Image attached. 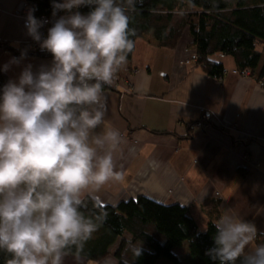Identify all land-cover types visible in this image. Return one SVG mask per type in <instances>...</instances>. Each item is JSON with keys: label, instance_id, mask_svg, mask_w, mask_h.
<instances>
[{"label": "clouds", "instance_id": "obj_1", "mask_svg": "<svg viewBox=\"0 0 264 264\" xmlns=\"http://www.w3.org/2000/svg\"><path fill=\"white\" fill-rule=\"evenodd\" d=\"M135 0H52L48 23L30 8L27 35L51 54L49 63L26 64L0 87V250L6 264H63L98 229L106 213L82 209L111 181H122L114 153L118 129L105 125L103 87L113 83L134 48L127 9ZM89 7L83 14L81 7ZM27 49L0 67L7 73ZM103 126V127H102ZM100 129L99 131H97ZM206 255L218 264H264V242L254 222L224 212L214 224ZM135 257L142 243L132 246Z\"/></svg>", "mask_w": 264, "mask_h": 264}, {"label": "crops", "instance_id": "obj_2", "mask_svg": "<svg viewBox=\"0 0 264 264\" xmlns=\"http://www.w3.org/2000/svg\"><path fill=\"white\" fill-rule=\"evenodd\" d=\"M20 1L0 0V67L30 38L14 15ZM189 43L185 35L167 49L153 32L137 38L120 67L123 80L103 89L105 125L122 136L114 160L124 178L104 185L95 200L116 207L144 196L180 204L201 232L224 212L235 213L264 233V88L255 76L235 74L231 56L212 57L225 75L211 77ZM41 52L4 72L8 79L28 63H49L51 54ZM112 250L99 261L67 254L63 264H118Z\"/></svg>", "mask_w": 264, "mask_h": 264}, {"label": "trees", "instance_id": "obj_3", "mask_svg": "<svg viewBox=\"0 0 264 264\" xmlns=\"http://www.w3.org/2000/svg\"><path fill=\"white\" fill-rule=\"evenodd\" d=\"M35 4L40 14L50 15L52 0H28ZM59 2V1H58ZM122 2V0H117ZM127 9L130 36L137 38L153 32L159 45L173 49L187 35L189 48L196 55V62L208 75L222 79L225 69L222 63L213 61L214 55L231 56L240 72L248 71L258 80L264 79V0H135L134 9ZM79 11L87 14L89 7ZM65 15V13H64ZM134 49V48H133ZM133 50L127 54L130 59ZM29 55L43 56L46 53L31 52ZM263 61V63H262ZM262 63V66L260 67ZM0 72V87L8 81ZM111 88L105 85L103 89ZM86 215L106 213L102 223L79 252L87 260L99 261L121 238L115 257L118 264H218L206 255L214 246V224L211 221L206 231L201 232L188 209L180 204L165 205L140 196L116 207L89 201L82 209ZM126 234L130 239L126 240ZM142 243V254L137 258L128 250ZM257 242H264L258 236ZM128 243V244H127ZM182 248L184 255L175 249ZM68 254L77 255L75 248ZM9 255L0 250V264H6Z\"/></svg>", "mask_w": 264, "mask_h": 264}, {"label": "built area", "instance_id": "obj_4", "mask_svg": "<svg viewBox=\"0 0 264 264\" xmlns=\"http://www.w3.org/2000/svg\"><path fill=\"white\" fill-rule=\"evenodd\" d=\"M60 2V0H58ZM30 8H35V11L33 13V15L37 18V19H43V20H47L48 23H46L41 29L40 32L42 33V36L44 38H46L47 36V30L49 27L52 26V23L54 21V19L58 18L59 16L64 15V12H58L57 16L54 18L52 13L50 15H45V14H40L38 12V8L36 7L35 4H31L30 2H28V0H24L23 2H21V4L19 6H17V8L15 9V15L18 17H21L23 19L24 22V26H25V19H26V15L27 12ZM37 47H39V44L37 42H35L31 37L27 40V41H23L22 43H20L19 47L15 50V52L13 53L14 57H20V53L21 50L23 49H27V52H29L32 49H36ZM192 59L196 61V55L192 56ZM234 73L240 76H249L250 72L248 71H237L234 70ZM123 80V77L121 75V71L120 68L118 69V71L116 72L114 79H113V83L111 85H109L110 87H116L118 84H120V82ZM259 83L261 86H264V79L259 80ZM199 126L201 124H198Z\"/></svg>", "mask_w": 264, "mask_h": 264}, {"label": "rangeland", "instance_id": "obj_5", "mask_svg": "<svg viewBox=\"0 0 264 264\" xmlns=\"http://www.w3.org/2000/svg\"><path fill=\"white\" fill-rule=\"evenodd\" d=\"M24 0H21L20 2H19V4H18V6L21 4V2H23ZM232 5H235V2H236V0H228ZM29 2V1H28ZM14 15H15V12H14ZM19 17V16H18ZM20 19H22L21 17H19ZM23 20V19H22ZM185 39V36L183 37V40ZM20 43H22V42H20ZM20 45V44H19ZM31 52H40V53H42L41 52V50H40V47H37L36 49H32V50H30L29 52H27V53H31ZM19 55H21V53L19 54ZM193 55H195V54H193ZM250 76V75H249ZM259 81V80H258ZM260 84V83H259ZM262 88H264V86H261ZM126 236V240H128V239H130V235L129 234H126L125 235ZM120 242H121V238L118 240V242L110 249V250H112L113 248H115L114 250H112V253H113V251H114V253L117 251V249H118V247H119V244H120ZM129 243V242H128ZM127 243V244H128ZM129 245V244H128ZM130 245L128 246V250H130ZM174 252L176 253V254H178V255H184L185 254V251H184V249H182V248H178V249H175L174 250ZM109 253H111V251L109 252ZM157 264H170L169 262H167V261H161V262H159V263H157Z\"/></svg>", "mask_w": 264, "mask_h": 264}]
</instances>
